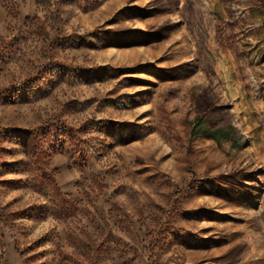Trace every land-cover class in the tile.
I'll return each mask as SVG.
<instances>
[{
	"label": "rangeland",
	"instance_id": "374dc122",
	"mask_svg": "<svg viewBox=\"0 0 264 264\" xmlns=\"http://www.w3.org/2000/svg\"><path fill=\"white\" fill-rule=\"evenodd\" d=\"M0 264H264V0H0Z\"/></svg>",
	"mask_w": 264,
	"mask_h": 264
},
{
	"label": "trees",
	"instance_id": "16d2710c",
	"mask_svg": "<svg viewBox=\"0 0 264 264\" xmlns=\"http://www.w3.org/2000/svg\"><path fill=\"white\" fill-rule=\"evenodd\" d=\"M199 122L202 124L204 122V118H200ZM209 134H211V136H213L214 138H218L219 136L227 134V132L226 129H219L215 132H209Z\"/></svg>",
	"mask_w": 264,
	"mask_h": 264
}]
</instances>
